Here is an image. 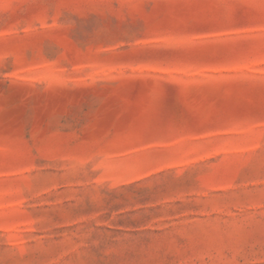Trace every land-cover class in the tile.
<instances>
[{
  "label": "rangeland",
  "instance_id": "1",
  "mask_svg": "<svg viewBox=\"0 0 264 264\" xmlns=\"http://www.w3.org/2000/svg\"><path fill=\"white\" fill-rule=\"evenodd\" d=\"M0 264H264V0H0Z\"/></svg>",
  "mask_w": 264,
  "mask_h": 264
}]
</instances>
